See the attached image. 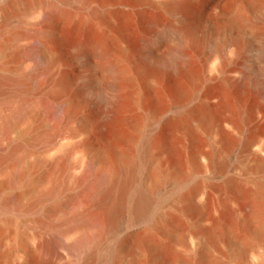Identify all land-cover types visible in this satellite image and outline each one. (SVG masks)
Wrapping results in <instances>:
<instances>
[{
  "label": "rangeland",
  "instance_id": "rangeland-1",
  "mask_svg": "<svg viewBox=\"0 0 264 264\" xmlns=\"http://www.w3.org/2000/svg\"><path fill=\"white\" fill-rule=\"evenodd\" d=\"M115 4L116 0H88L87 4L83 0H0V42H8L0 54V66L5 70L2 75L11 79L0 78V126L17 108L21 107V112L26 110L25 115L29 112L15 128L0 136V164L6 162L1 159L16 143L32 146L28 151H21V163L13 165L8 160L7 165H0L5 167L0 170V180L8 179V171L16 173L24 168L35 177L18 203L12 201L0 217V264H69L71 261L97 264L99 260L90 256L92 246L104 240L117 246L115 264H157L152 252L133 245L131 239L137 234L145 235L163 248L162 264H208L197 254L209 237L211 243L206 246V255L215 263L264 264V100L253 87L223 92L227 104L224 125H234L229 130L232 134L226 136L231 140L227 147L224 134L215 123L207 126L184 112L196 100L182 102L183 125L188 127L176 129L168 123L167 120L182 115L170 111L171 96L165 87L159 88L158 100L152 105L159 115L155 123L144 122V114L150 110L144 99L136 105L126 91L119 94L106 117L99 98L83 97L80 89L82 82H88L94 62L84 64L74 49L91 41H100L103 48L114 49L115 33L110 24ZM208 6L210 1H205L199 8L200 19L217 28L225 21L208 11ZM99 7L107 11L104 13L106 25L100 26L92 15ZM36 10L43 13L37 15ZM152 22L168 25L170 18L148 10L137 13L128 22L130 42L138 45ZM49 29L51 35L44 36ZM104 33L111 35V40H105ZM38 43L45 48L44 59L37 56ZM249 54L242 55L238 63L251 62L253 58ZM133 57L137 58L136 54ZM203 58L199 52L193 56L195 72L201 71ZM50 73L67 78L66 86L55 89L47 82ZM187 85L186 81L180 82L185 93L189 92ZM216 89L215 85L208 86L209 91L216 92ZM57 99L74 107L71 117H66L67 111L60 114L52 107ZM209 106L212 108L211 105L204 108L209 110ZM237 116L245 119L241 127L235 126ZM84 122L85 132L76 130ZM49 137L57 140L50 139L52 142ZM144 138L156 159L149 168L142 167L138 175L146 177H142L146 187L154 186L157 203L147 216L137 221L131 222L127 213L110 221L105 212L107 205L100 203L93 191L102 184L101 178L106 175L114 178L118 174L122 161L117 153L121 151L126 157L136 159ZM252 139L253 144L246 150V144ZM87 141L97 156L89 154L84 145ZM192 156L196 158L197 168ZM100 172L103 177H98ZM164 173L178 174L187 180L181 187L172 181L157 183L159 175ZM95 176L100 178L96 180L99 184ZM59 178L64 180L66 188L41 205H34L37 196L53 182H59ZM192 187L196 191L192 201L188 194L179 197ZM2 193L16 194L17 189L6 188ZM96 211L104 214L102 226H84L88 213ZM169 217L174 218L175 234L166 231L168 226L164 221L157 222ZM6 218L10 221L4 225ZM78 238L85 240L82 248L75 247L76 243L73 246ZM87 238L92 244L87 243ZM245 244L248 245L243 249Z\"/></svg>",
  "mask_w": 264,
  "mask_h": 264
},
{
  "label": "bare ground",
  "instance_id": "bare-ground-1",
  "mask_svg": "<svg viewBox=\"0 0 264 264\" xmlns=\"http://www.w3.org/2000/svg\"><path fill=\"white\" fill-rule=\"evenodd\" d=\"M205 1H210V6H208L210 10L208 11H211L216 17L225 21L217 28L200 19L198 11ZM83 2L87 4L88 0H83ZM147 10L166 14L170 18V24L164 25V23L162 24L161 22H152L142 41L138 45H135L133 44L134 42H130L132 38L128 36V22L130 18L137 13L146 12ZM105 12L100 8V10L94 9L92 13L94 19L100 23V26L103 24L106 25ZM42 13L43 12H37V15H41ZM112 14L113 21L110 27L115 33L116 40V45L115 47L113 46L114 49H112V51L109 47L106 49L103 48V44L100 41H91L88 45L82 46V48L74 49L75 55L81 59L84 64L87 65L94 62L91 72L89 71L91 74L87 77L88 82H82L80 87L83 97L94 95L96 98H99L100 108L103 113L107 115L106 117H108L119 94L126 91L129 93L130 97L133 98L136 105L141 103V100L144 99V102L150 107L148 112H144V122L155 123L154 121L158 119L159 115L155 109H152V105L158 100L159 88L165 87L167 91L170 92L171 96L169 105L171 112L182 115V111L184 110V106L182 105L183 100H196L197 103L188 107L184 112L188 117L199 119L207 126L210 125V123H215L224 134H222L224 136V145L226 147L229 146L231 140L226 139L228 138L226 136L232 134L229 133V130L233 128L232 126L234 125H224L227 104L223 97V92L231 88L244 89L246 87H253L257 90L260 98L264 100V0H116ZM46 15L48 14L44 16ZM44 34V36L49 37L51 35L50 29L44 32ZM108 35L104 33L103 37L105 40H111V35ZM7 45V40L0 42V54H2ZM37 49L38 58L44 59L46 56L44 46L38 43ZM196 52H199L200 55L204 57L199 73L194 71L195 68L192 65V58ZM133 53L134 55L136 54L137 58L133 57ZM245 53L248 55L251 53L253 60L251 62L244 61V64L240 63L241 61L238 63V60ZM4 71V68L0 66V78L7 80L8 78L6 77L8 75L6 77L3 76ZM47 79V82L54 85L55 89L57 88L58 90L64 88L67 83V78L65 79L61 77V75L56 77L55 73H50ZM182 80L186 81L189 85L188 93L183 92L180 87V82ZM211 85H215L218 90L216 89V92L209 91L208 86L210 87ZM207 105H211L212 108L209 106V110H206L204 107ZM52 107L60 112L67 111V114L64 112L66 117L67 115L71 117L72 112H74V110H72L74 107L70 108L72 105L69 107L65 100L61 101L57 99ZM20 109L22 108L20 107ZM20 109L17 108L11 115H7L8 118L5 123L0 126V136L5 134L8 129L15 128L18 121L23 119L26 115H29V112L25 115V112H27L25 109V112L22 111L24 112L22 114ZM62 113L63 112L60 114ZM183 116L184 115L167 121L172 126H175L176 129L178 127L179 129L180 127L185 128L187 125H183V123H185L183 121ZM244 121L245 119L242 116H237V123H235V126L241 127ZM85 122L82 124L83 126L81 129L76 128V130H84V127L87 125ZM80 134L81 133H79V135ZM50 139L53 138L49 137V140ZM252 144L253 139L246 144V150H249ZM84 145L88 147L89 154L91 153L93 156H97V153L88 145V141L85 142ZM31 148L32 146L25 144V142L16 143L13 147L8 149L6 155L4 153V159H1V161L5 162L4 160H6V162L0 165L5 166L7 165L6 163H11L12 161L13 165L21 163L23 158L21 151H28ZM5 149L7 148L5 147ZM138 151L139 154L134 160L120 153L121 151L117 153L118 158L122 161L120 165L122 168L120 167V170L117 168L119 171L114 178H110L111 176L108 177L106 175V178H101V180L98 178L102 176L101 172V175H96L98 177L95 176V181L98 178V180L100 179L99 183L102 184L100 185L97 180L96 183L99 184V188L93 191V193H97V198L100 203L107 205L108 211L105 212H108L107 214H109L108 218L110 221H115V218L123 213L128 214L131 222L137 221L147 216L157 203V198L153 191L154 186L152 187L153 189L146 187L143 182L144 179L142 178L144 175H138L142 167H144V169L146 167L149 168L156 159V156L150 152L147 138L143 139ZM191 160L194 164L196 163V158L194 156H192ZM4 168L1 167L0 170L2 171ZM29 168L31 169V167ZM194 168H197L196 164ZM28 170L29 169L24 168L20 171L18 170V172L16 171V173L8 171V174L10 173L9 177L8 174L6 176L8 179L5 181L0 180V217L4 215L12 201L18 203L23 193L27 190L30 182L34 180L35 177H32ZM151 177L152 176H150V178ZM144 178L146 179V177ZM158 178L157 183L172 181L177 187L183 186L187 180V178L184 179L183 176L173 173L167 175L164 173V175H159ZM58 180L60 181L53 182L49 189L42 191L33 204L41 205L46 199H51L59 195V193L64 190V187L66 188V184L63 179L61 180L59 178ZM10 187H15L17 193L11 195L7 193L4 194L5 192L2 193L6 188ZM194 191L195 188L192 187L187 193L180 194L179 197L188 194L189 200L192 201L196 192ZM16 202L15 204H17ZM188 206H191V204L188 203ZM28 208L27 210H29ZM188 208L190 209V207ZM23 211L26 213V210L23 209ZM254 214L255 212H253V215ZM82 215L84 216V214ZM101 216H104L102 212L101 214L97 211L88 213L87 221L84 226L101 227ZM161 218L158 219L157 222L161 224L164 221L168 226V230H166L168 233H177L173 217L167 219ZM74 220H77V218L75 217ZM9 221L10 220L6 218L4 225H7ZM83 238L85 239V237ZM83 238H78L77 242L75 240L73 246H75V243V247L77 248L83 246L86 240ZM94 240L96 239H93V241ZM210 240V237L206 239L204 247L198 251L197 255L201 261L208 262V264H218L210 260L206 255L205 249L206 246L211 243ZM104 241L98 243L96 247L92 246L94 250L93 252L91 251L92 254L90 256L94 258V260L96 259V261L97 259L99 260L97 264H115V257L116 255L118 256L115 248L117 246L115 245V247H113ZM131 241L133 245L152 252L154 255L153 260L157 262V264H162L161 255L163 253V248L157 242H152L147 239L145 235L138 234L133 236ZM89 242L91 243L90 239L87 243ZM247 245L248 244H245L243 249H245ZM121 247L123 249V246ZM118 248H120L119 245ZM35 264L49 263L36 262ZM69 264L77 263L71 261Z\"/></svg>",
  "mask_w": 264,
  "mask_h": 264
}]
</instances>
